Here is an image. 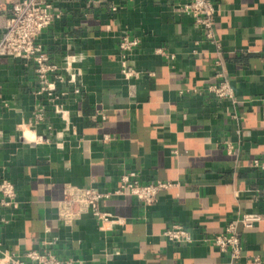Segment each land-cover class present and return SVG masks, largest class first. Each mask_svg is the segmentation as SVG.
<instances>
[{
    "label": "crops",
    "instance_id": "0c3cea01",
    "mask_svg": "<svg viewBox=\"0 0 264 264\" xmlns=\"http://www.w3.org/2000/svg\"><path fill=\"white\" fill-rule=\"evenodd\" d=\"M0 0V38L13 7ZM55 21L38 37L58 65L42 89L36 64L0 56V264L33 250L73 264H231L213 243L245 213L243 254L264 264V0H212L220 46L181 6L186 0H51ZM138 39L124 72L121 41ZM227 81L233 98L210 86ZM170 181L153 204L131 195L65 223V186L115 191L125 173ZM179 224L193 241L163 232Z\"/></svg>",
    "mask_w": 264,
    "mask_h": 264
},
{
    "label": "built area",
    "instance_id": "2783aa9c",
    "mask_svg": "<svg viewBox=\"0 0 264 264\" xmlns=\"http://www.w3.org/2000/svg\"><path fill=\"white\" fill-rule=\"evenodd\" d=\"M181 10L194 18L195 22L205 31V38L220 46V40L216 36L214 27L218 13L212 0H186ZM56 19L51 0H21L13 7L0 38V56H12L36 64V71L42 83V89L52 93L56 89V83L50 81V74L58 69V65L51 62L43 53V47L38 42L39 35L49 27ZM138 39L125 36L121 41L124 51V72L127 69L126 59L128 53L138 44ZM210 91L218 98H233L234 91L227 81L210 86ZM254 166L264 170V156L256 158ZM170 181H156L141 183L135 172L125 173L120 180L119 187L115 191L103 192L93 186H78L67 184L65 196L58 203V217L67 224L79 219L85 213H93L98 219L109 220L110 214L100 208L103 199L113 195H131L145 204H153L157 200L161 190L174 186ZM1 205L9 206L16 197V189L12 182L3 180L0 182ZM262 219L258 213H245L240 218L231 222L226 230L213 239V243L221 251L229 253L231 264L240 259L243 254V243L239 233V226L249 229ZM163 235L170 240L186 243L192 242L191 233L182 225L175 224L167 228ZM28 258L37 264H73L71 259H64L51 252H39L36 250L27 253ZM8 264H25L19 258L10 257ZM256 264L261 263V258L254 259ZM1 262V260H0Z\"/></svg>",
    "mask_w": 264,
    "mask_h": 264
}]
</instances>
